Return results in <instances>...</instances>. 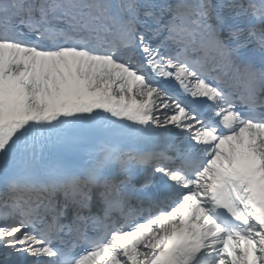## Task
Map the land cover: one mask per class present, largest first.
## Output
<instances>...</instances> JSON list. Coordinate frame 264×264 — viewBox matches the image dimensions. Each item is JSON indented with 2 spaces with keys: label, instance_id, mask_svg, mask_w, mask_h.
Here are the masks:
<instances>
[{
  "label": "snow or ice",
  "instance_id": "1",
  "mask_svg": "<svg viewBox=\"0 0 264 264\" xmlns=\"http://www.w3.org/2000/svg\"><path fill=\"white\" fill-rule=\"evenodd\" d=\"M0 264H264V0H0Z\"/></svg>",
  "mask_w": 264,
  "mask_h": 264
}]
</instances>
